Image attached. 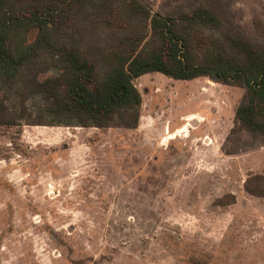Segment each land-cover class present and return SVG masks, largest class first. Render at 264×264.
I'll use <instances>...</instances> for the list:
<instances>
[{
	"label": "rangeland",
	"instance_id": "374dc122",
	"mask_svg": "<svg viewBox=\"0 0 264 264\" xmlns=\"http://www.w3.org/2000/svg\"><path fill=\"white\" fill-rule=\"evenodd\" d=\"M142 1L165 15L214 0ZM221 1L225 27L264 44V0ZM133 84V130L39 125L41 98L0 84L16 124L0 126V264H264V200L243 190L264 143L234 125L245 90L160 73Z\"/></svg>",
	"mask_w": 264,
	"mask_h": 264
},
{
	"label": "trees",
	"instance_id": "16d2710c",
	"mask_svg": "<svg viewBox=\"0 0 264 264\" xmlns=\"http://www.w3.org/2000/svg\"><path fill=\"white\" fill-rule=\"evenodd\" d=\"M176 9L153 13L142 0H0V84L16 87L21 104L41 98L49 121L39 125L133 130L135 79L207 78L245 90L234 125L264 143V44L224 26L221 0ZM51 69L58 74L38 79ZM7 116L0 100V126L16 125ZM243 190L264 200V173L249 175Z\"/></svg>",
	"mask_w": 264,
	"mask_h": 264
},
{
	"label": "water",
	"instance_id": "95a60500",
	"mask_svg": "<svg viewBox=\"0 0 264 264\" xmlns=\"http://www.w3.org/2000/svg\"><path fill=\"white\" fill-rule=\"evenodd\" d=\"M193 126H194V123H193Z\"/></svg>",
	"mask_w": 264,
	"mask_h": 264
}]
</instances>
